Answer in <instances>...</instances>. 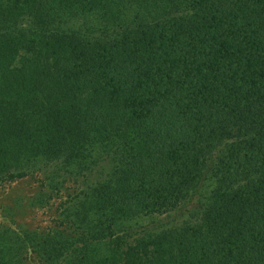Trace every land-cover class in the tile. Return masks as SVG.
Instances as JSON below:
<instances>
[{
	"label": "trees",
	"instance_id": "trees-1",
	"mask_svg": "<svg viewBox=\"0 0 264 264\" xmlns=\"http://www.w3.org/2000/svg\"><path fill=\"white\" fill-rule=\"evenodd\" d=\"M47 162L99 173L64 201L81 264H264V0H0V171ZM197 192L182 227L105 239Z\"/></svg>",
	"mask_w": 264,
	"mask_h": 264
},
{
	"label": "rangeland",
	"instance_id": "rangeland-1",
	"mask_svg": "<svg viewBox=\"0 0 264 264\" xmlns=\"http://www.w3.org/2000/svg\"><path fill=\"white\" fill-rule=\"evenodd\" d=\"M65 24L79 28L74 21ZM94 167L89 166L78 175L75 173V177L66 175L51 162L23 166L20 171L17 168L18 177L14 179L2 176L0 171V264H81L79 245L88 238V233L77 226L81 202H73L66 208L64 201L67 195L76 194L82 183L93 184L99 176ZM206 186L211 184L206 183ZM199 203L197 192L169 212L122 219L116 229L113 228V234H107L105 239L110 242L112 238L114 242L118 238L122 243L152 240L182 227L187 219L198 218ZM59 230L65 233H58L59 241L53 240L52 236ZM50 238L63 242L62 251L54 250L58 246L52 247ZM68 246L76 252L71 255Z\"/></svg>",
	"mask_w": 264,
	"mask_h": 264
}]
</instances>
